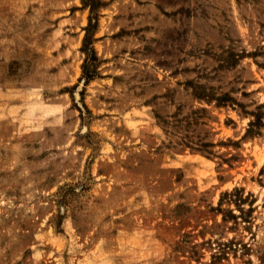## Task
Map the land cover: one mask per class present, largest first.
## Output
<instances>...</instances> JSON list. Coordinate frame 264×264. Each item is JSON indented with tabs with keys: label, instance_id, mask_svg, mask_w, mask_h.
I'll use <instances>...</instances> for the list:
<instances>
[{
	"label": "rangeland",
	"instance_id": "rangeland-1",
	"mask_svg": "<svg viewBox=\"0 0 264 264\" xmlns=\"http://www.w3.org/2000/svg\"><path fill=\"white\" fill-rule=\"evenodd\" d=\"M254 115L264 0H0V264H264Z\"/></svg>",
	"mask_w": 264,
	"mask_h": 264
},
{
	"label": "trees",
	"instance_id": "trees-1",
	"mask_svg": "<svg viewBox=\"0 0 264 264\" xmlns=\"http://www.w3.org/2000/svg\"><path fill=\"white\" fill-rule=\"evenodd\" d=\"M84 3V2H83ZM87 7H90V8H92V5L90 4V5H88ZM254 117H255V120H254V122L253 123H250V131L252 130V128L254 127H257V128H260V126H264V123H262V119H261V117H259V116H257V115H254ZM250 131H248L249 133H250ZM253 135H258L259 134V132H256L255 133V131H253Z\"/></svg>",
	"mask_w": 264,
	"mask_h": 264
}]
</instances>
